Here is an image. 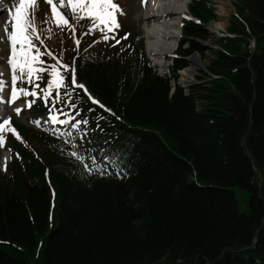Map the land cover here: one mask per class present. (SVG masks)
Instances as JSON below:
<instances>
[{"label": "trees", "instance_id": "16d2710c", "mask_svg": "<svg viewBox=\"0 0 264 264\" xmlns=\"http://www.w3.org/2000/svg\"><path fill=\"white\" fill-rule=\"evenodd\" d=\"M235 8L207 78L187 91L176 84L173 94L134 37L109 47L99 30L70 17L77 48L71 27L56 28L58 57L74 62L113 112L74 92L66 102L83 109L94 136L87 152L106 173L88 172L68 147L19 126L27 140L22 158L10 175L0 174V264H28L40 241L35 264H264V0ZM190 11L203 24L216 19L211 0H193ZM203 26L185 25L175 80L186 58L203 51ZM235 187L251 193L250 213L240 212ZM50 188L56 228L49 234Z\"/></svg>", "mask_w": 264, "mask_h": 264}, {"label": "snow or ice", "instance_id": "6c2138e0", "mask_svg": "<svg viewBox=\"0 0 264 264\" xmlns=\"http://www.w3.org/2000/svg\"><path fill=\"white\" fill-rule=\"evenodd\" d=\"M37 0H19V4L16 6L15 12L11 13V19L14 22L12 25V30H8V24H5V32L7 38L10 41V57L8 58V65L10 66L11 71V90H10V100L8 103H14L20 95L23 96H33L36 97L39 93L35 91H28L26 88H18L17 82L20 80H27V83L32 84L33 79H40L37 73L45 71L44 68L39 67V65L44 62L40 59L44 53H41L37 48L36 44L33 43V38L40 39L37 34L35 25L32 19L29 18L28 9L33 7L36 4ZM51 7L53 17L56 20L57 25H67L68 21L57 9L53 0H46ZM64 0H61V5H63ZM68 3L71 5L72 11L74 14L80 13L79 18L83 19L84 17H90L93 21V28L89 31H93L96 27L103 26L102 31L106 34L103 36V39L108 40L109 38L115 39V36H109L108 33L114 32L115 29L119 28L120 25L117 20V13L124 14L123 10L113 2V0H68ZM142 3L147 5V0H142ZM191 19V17H187ZM72 27L71 25H68ZM73 31L75 29L73 28ZM127 36L123 37L126 39ZM120 41L117 40L116 43ZM80 41L77 39L76 44L79 46ZM35 49V51H34ZM50 54V53H49ZM64 68H69V65H64ZM72 76L70 84L75 85V69H72ZM4 72L0 71V76H3ZM51 81L48 83L47 88L43 92L44 100L47 102L48 97L51 95L53 88L60 89L61 86L65 84V77L57 70L56 64L51 65ZM5 81L0 80V93H3V88ZM36 88H39L40 85H35ZM83 89L84 85H79ZM3 95H0V103H5ZM33 101H28L27 106L31 107ZM96 103H99L96 101ZM75 107V105H70ZM104 107L103 105H100ZM15 111L17 114L21 112L20 107H16ZM110 111V109L108 110ZM51 122L55 124L57 122L56 116H51ZM65 121H60L64 123ZM10 119L3 120V124H9ZM36 123H39L38 121ZM87 124V120L77 121L72 126L78 127L79 124ZM3 125H0V133L3 132ZM15 132V129H12ZM18 135V134H17ZM0 140H3V136H0ZM72 156H76L78 160L81 161L83 167L91 172L92 169L89 167V164L86 162L87 158L81 156L75 152L71 153ZM91 163L95 164V158H91ZM6 170V163H5Z\"/></svg>", "mask_w": 264, "mask_h": 264}, {"label": "rangeland", "instance_id": "374dc122", "mask_svg": "<svg viewBox=\"0 0 264 264\" xmlns=\"http://www.w3.org/2000/svg\"><path fill=\"white\" fill-rule=\"evenodd\" d=\"M241 0H232V9L231 12L228 16H224V17H220L218 15L219 13V0H211V5L213 6V8L215 9V15L216 20L214 22H211L209 25H206L205 30L207 32V34L209 35V40L205 41V42H200L201 46L204 48L202 52H195L193 54L190 55V57L187 59V63H188V68H190V62L189 59L196 55L200 56V64L197 66V72L195 74V76L192 78V80H189L188 82L184 83V81L180 80L179 84L183 87H185V89H187V86H190L191 84H196V83H200L199 79H205L207 78V74H208V67L211 65L212 59L214 58L213 55L215 53V51H217L219 48V43L221 38L225 37L228 35V28L231 25V16L235 13V11L233 9H235V6L240 4ZM114 3H116L117 5H119V7L122 10L126 11V17H125V24L122 25V23H119L120 27L115 29L114 32L111 33V36H115V34L118 32L119 29H121V27L123 26H127L125 29L131 31L133 34V37H137L136 41H140V43H143L145 45V47L149 50L148 48V44H147V35H146V31H145V26L147 25H151L150 21L147 20V13H148V9L145 10L144 8H142L140 6V2L139 0H113ZM191 0H189V4H190ZM19 3V0L17 2V4ZM53 3L56 4L57 8L61 11L60 13L63 14V16L67 19L68 24L67 25H57L55 18L53 17L52 11L50 12L49 15H45L44 17H34L35 23L37 25V34L39 35L40 39H37L40 42H44L45 44H50V39L52 36V33L54 31V28L57 26H63V27H67L68 25H70V14L67 12L69 11L71 13V15L73 16V12L71 10H69V8L67 7L66 3H63V5H61V0H53ZM188 4V5H189ZM37 8L41 7V6H48L46 2H44V0H37L36 2ZM11 9V8H10ZM10 9H8L7 14H5L4 16L2 15V17L0 16V71L4 72L3 75V79L7 81L8 84V80L9 78H11V71L7 68V62H6V58H7V51H8V47L10 46V41L7 38V34L4 30V25L7 22V19H11V14H10ZM72 9V8H71ZM182 9H173V13L169 14L167 16V21L168 22H173V24H175V28H176V32L178 33L177 35V44L174 48H169L166 49V54H171L173 51V53H177V49L178 46L180 44V39L181 36L179 35L180 30H178L179 27H177V25H179V21L180 20V13ZM41 10H39L40 12ZM15 12V11H14ZM29 14H31L32 12V8L28 9ZM176 13V14H174ZM119 14V12L117 13ZM7 16L9 18H7ZM74 17V16H73ZM90 18H84V22L88 21ZM222 24H225L226 26L223 27ZM222 25V27H221ZM85 28H89V25H85ZM35 36L33 38V42L35 40ZM111 39V38H110ZM254 40L251 41L250 44H253ZM251 46V45H250ZM252 49L253 46H251ZM176 49V51L174 50ZM150 52V51H149ZM169 59V58H167ZM156 63V62H155ZM160 65L159 63L156 64ZM185 70V69H184ZM163 71V70H162ZM204 81H208L207 79ZM209 82V81H208ZM23 96V95H22ZM26 114V112H24L22 114V116L19 115H13L15 116L14 118H12V122L13 121H17L19 124L23 125V126H29L32 127V123L29 121L28 116L30 115ZM32 117H36L35 114H31ZM11 131V125H9L5 131H3L2 133H0V136H3L5 139V136ZM163 140V139H162ZM164 141V140H163ZM4 155H6L9 159H8V164L11 161V145L8 144V142L6 141V147L5 148H1L0 147V168L2 170H5V168L3 169V159ZM235 193H236V198H237V202H238V207L241 213H250V207H249V199L251 197V193L247 190H244L242 188L239 187H235ZM53 216V214H52ZM52 216L50 219V222L52 220ZM54 228H56V224L55 221L49 223V230L48 233L50 234V232L52 230H54ZM42 242L40 241V245L39 247L35 250V253L33 255V257L31 256V252L28 253V255L25 257L26 262H28V264H35L37 261L42 260ZM23 247L18 246V249H22ZM5 250L10 253L11 255H16L14 253V249L12 247H7L5 248ZM18 256V255H16Z\"/></svg>", "mask_w": 264, "mask_h": 264}, {"label": "bare ground", "instance_id": "6f19581e", "mask_svg": "<svg viewBox=\"0 0 264 264\" xmlns=\"http://www.w3.org/2000/svg\"><path fill=\"white\" fill-rule=\"evenodd\" d=\"M232 0H219V13L220 17L228 16L232 9ZM188 0H156V2L150 3L147 13V20L150 21L151 25L145 26L147 35V44L150 50L151 57L155 60H161L166 54V49L174 48L177 44V32L173 22L167 21V16L173 13V9H182L186 7ZM176 14V13H174ZM223 27L226 26L222 24ZM221 25V27H222ZM190 68L185 69L182 72V81L188 82L192 80L197 72V66L200 63V56L194 55L189 59ZM5 161V160H4ZM250 200V199H249ZM249 204V203H248ZM262 205L264 200L262 199ZM250 207V206H249ZM246 214V213H243ZM260 225H264V217L260 222ZM260 230H256L253 233L251 239V247L257 246L256 237ZM256 249V248H255ZM235 249H233L234 251Z\"/></svg>", "mask_w": 264, "mask_h": 264}]
</instances>
